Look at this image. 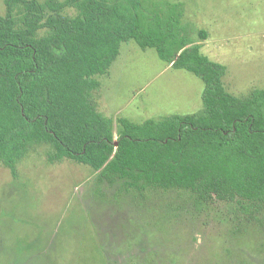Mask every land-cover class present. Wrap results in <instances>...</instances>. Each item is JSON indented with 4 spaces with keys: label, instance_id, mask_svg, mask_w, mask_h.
<instances>
[{
    "label": "trees",
    "instance_id": "obj_1",
    "mask_svg": "<svg viewBox=\"0 0 264 264\" xmlns=\"http://www.w3.org/2000/svg\"><path fill=\"white\" fill-rule=\"evenodd\" d=\"M0 15V163L13 168L31 147L50 160L90 166L109 182L183 189L202 199L264 206V88L226 91V68L199 44L171 66L204 82L199 114L135 122L98 109L96 76L122 42L162 60L189 41L179 3L148 10L141 0H6ZM68 9L70 11H68ZM198 36L206 38L205 31Z\"/></svg>",
    "mask_w": 264,
    "mask_h": 264
},
{
    "label": "rangeland",
    "instance_id": "obj_2",
    "mask_svg": "<svg viewBox=\"0 0 264 264\" xmlns=\"http://www.w3.org/2000/svg\"><path fill=\"white\" fill-rule=\"evenodd\" d=\"M141 2L148 10L181 4L192 34L166 61L153 47L121 43L108 73L96 76L98 109L112 118L114 136L118 116L142 122L202 111L204 82L171 66L188 45L225 66L231 94L264 88V0ZM0 264H264V206L109 182L35 146L13 168L0 163Z\"/></svg>",
    "mask_w": 264,
    "mask_h": 264
}]
</instances>
